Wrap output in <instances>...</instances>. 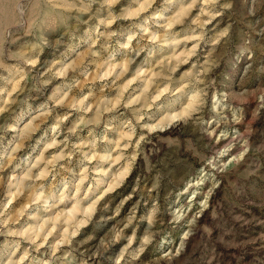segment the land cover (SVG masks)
Masks as SVG:
<instances>
[{"label":"rangeland","instance_id":"obj_1","mask_svg":"<svg viewBox=\"0 0 264 264\" xmlns=\"http://www.w3.org/2000/svg\"><path fill=\"white\" fill-rule=\"evenodd\" d=\"M0 264H264V0H0Z\"/></svg>","mask_w":264,"mask_h":264}]
</instances>
